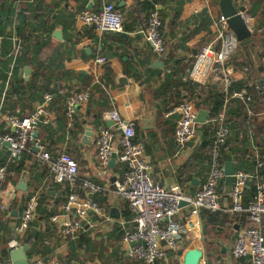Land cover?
<instances>
[{"label": "crops", "instance_id": "crops-1", "mask_svg": "<svg viewBox=\"0 0 264 264\" xmlns=\"http://www.w3.org/2000/svg\"><path fill=\"white\" fill-rule=\"evenodd\" d=\"M237 1L234 0L239 8ZM245 1L250 8L261 1L264 13V0ZM109 2L124 15V33H100L78 22L80 11L98 12ZM146 2L160 10L167 46L165 57L156 55L147 41L149 12L147 5H142ZM0 4V28H4L0 35V75H8L5 84L0 81V110L11 83L20 82L27 87L38 66L51 68L53 74L39 79L38 85L64 94L63 103L70 121H63L64 113L50 111L52 100L48 103L44 98L42 103L34 104L32 111H27V116L40 109L46 110L40 124L52 126L56 132L49 135L43 147H50L52 158L62 152L72 156L79 166L78 193L102 209L101 215L94 211L87 213L76 239L66 235L64 227L70 219L62 210V204L68 197L65 196L67 182L56 183L49 163L42 161L41 153L30 146L14 162L20 168V174L13 176L18 179L16 183L0 190V259L12 261L13 242L20 247L29 245L31 252L39 236L37 252L28 253L30 263L34 258H42L58 264H144L129 258L127 251L131 245L122 241L120 224L131 219V211L116 191L114 182L121 177L124 165L118 161L116 153L115 163L111 164V158L109 164L103 166L98 160L101 132L116 130L103 120V114L116 111L124 121L136 124V142L145 148L144 156L154 183L168 190L178 189L195 195L210 171L209 155L203 147L204 136L211 131H206L205 127L213 125L198 124L196 139L179 147L175 142L179 115L174 110L166 112L167 103L160 97L187 83L186 72L194 56L216 38L217 21L222 16L220 0H0ZM29 6L37 8L42 17L29 12L30 18L23 24L19 16ZM205 23L208 25L202 29ZM253 25L256 38L252 36L250 44L240 45L226 65L233 83L248 81L249 89H255L253 95L246 90L240 91L252 98L249 103L243 100L233 103L235 100H232L229 105L228 117L235 126L228 125L230 133L222 165L224 170L233 167L234 176L225 174V178L232 179V184L220 183L222 210L202 211L200 236L196 239L191 234L184 237V245L171 255L169 264L183 261L192 244L203 248L202 264H251L248 258L235 260L231 255L239 234L250 227L249 216L247 213L232 216L229 209L238 174L249 176L246 191L257 176L256 170L253 171L255 160L250 156H256L257 164L260 156H264V20H255ZM99 57H105L108 63H97ZM205 89L207 92L208 88ZM84 90L92 92L89 99L70 112L69 98ZM257 94L260 99L255 97ZM188 102L197 107V101ZM198 110L199 113L206 111L207 120L210 119L208 109ZM243 110H247L248 118L256 121L253 125L237 117ZM16 113L19 116L20 111ZM10 116L0 111V134L14 133L8 121ZM120 136L118 129L113 143L116 152L120 150ZM6 161L13 164L8 145L0 152V165ZM84 182L96 184L101 190L94 195L86 194L81 188ZM34 197L37 199L34 220L19 233L24 208ZM187 213L188 209L182 208L177 220L183 221ZM204 226L208 235L205 244Z\"/></svg>", "mask_w": 264, "mask_h": 264}, {"label": "built area", "instance_id": "built-area-1", "mask_svg": "<svg viewBox=\"0 0 264 264\" xmlns=\"http://www.w3.org/2000/svg\"><path fill=\"white\" fill-rule=\"evenodd\" d=\"M237 2L240 4L239 9H245L240 15L253 35L254 20L246 10V1L238 0ZM77 20L81 25L100 33L122 34L125 32L124 15L110 2L106 3L98 12L82 10L77 15ZM217 26L216 38L197 52L185 76V82L195 84L199 89L216 85L228 97L223 111L217 118L206 121L216 126L217 131L211 144L210 171L201 189L195 195L191 196L178 189L168 190L162 185L154 183L150 176L149 164L144 156L145 148L141 143L136 142V124L124 121L116 111H108L103 114V120L112 122L116 130L104 129L101 132L98 139V160L103 166H106L116 153L118 161L124 165L121 177L114 182L116 191L128 204L131 211V219L120 224L122 241L131 245L127 251L129 258L144 264H169L171 255L176 254L184 245V237L191 234L193 239H196L200 236L202 211L218 212L222 210V199L218 189L226 176L221 163V149L227 142L230 133L225 124L227 105L232 100H243L249 103L252 98L245 97L244 92H230L233 80L227 73L226 65L238 52L241 43L235 32L228 26L226 18L221 16L217 21ZM162 28L163 20L160 10L155 7L149 12L146 20V35L153 52L159 57L167 55L166 40ZM106 62L104 57L97 58V63L101 65ZM91 94L90 90L73 94L68 101L70 112L87 101ZM44 99L49 103L52 96L46 94ZM174 112L179 115L175 130V142L179 147H185L197 137L199 110L194 103L184 102ZM45 113V109H40L35 114L23 119L10 116L8 121L14 133L0 134V152L5 145H9L10 159L14 163L24 152L29 150L30 146L39 149L41 160L50 165L54 181L59 184L67 182L70 186V194L62 206L66 217L70 219L64 227V233L72 239H76L83 227L82 223L87 213L94 211L101 215L102 209L78 193L79 166L72 156L67 152H62L52 158L43 145L34 139L33 135ZM118 129L122 132L120 150L116 152L113 143ZM258 167L262 168L263 163H259ZM5 175L6 169L0 168V182L4 181ZM248 179L249 176L243 173L238 174L237 183L231 194L232 207L229 209V213L232 216L247 213L250 220V227L239 234L231 249V255L235 260L248 258L251 264H264V235L261 228L264 219V182L257 185L253 200L245 205V188ZM81 188L86 191V194L93 195L101 190L99 186L90 182L82 183ZM183 203L184 206H182ZM184 207L188 209V213L183 221H178L177 217ZM36 208L37 199L34 197L24 208L18 229L19 233H23L33 222ZM17 247L20 246L13 242L11 252ZM0 264H13V262L0 259ZM30 264L58 263L34 258Z\"/></svg>", "mask_w": 264, "mask_h": 264}, {"label": "trees", "instance_id": "trees-1", "mask_svg": "<svg viewBox=\"0 0 264 264\" xmlns=\"http://www.w3.org/2000/svg\"><path fill=\"white\" fill-rule=\"evenodd\" d=\"M261 1L258 3H254L252 5V7H247L246 4V10L248 12V14H250L253 18V20L256 22L258 21H262L264 20V13L262 11V6H261ZM143 6L147 5V12L152 11L155 7L153 3H142ZM0 7H2V5L0 4ZM1 11V9H0ZM36 13V15H38V17H40L41 15L39 14V11L37 8H32L31 6H29L26 9H23V11L20 14V20L23 24H25L29 18H30V14ZM81 12V11H80ZM42 17V16H41ZM40 17V18H41ZM208 24H204L203 28L204 29ZM3 27L2 29L0 28V35H3ZM253 38L255 39V35H253ZM252 38V39H253ZM105 58V57H104ZM107 60V59H106ZM108 61L105 63L107 64ZM103 64V65H105ZM8 70V67H7ZM17 74V72L15 73V75ZM47 74H53L51 68H46V66H38L32 81L29 83V85H27V87H23L22 84L20 82H13L11 83V88H10V92L8 93L5 102L2 105V110H0L2 113L4 114H8L11 116H17L20 119H23L25 117H27V111L32 108H34V104L36 103H42L43 98L46 94H50L52 96V103L49 106V110L50 111H54L57 112L58 114L60 113H64L63 115V121H65L67 123V121L69 122L70 119L67 117L66 115V107L65 104L63 103L66 99V97L64 96L63 93L59 92L57 89L54 90H49V88L47 86L44 85H38V80L39 79H44L46 77ZM8 80V75L4 74V75H0V81L2 83H6ZM248 81H239V82H234L230 92H240L241 90H246L248 91L251 95H253L254 93V88H250L248 87ZM38 86V88H37ZM182 88V89H181ZM207 89H199L197 87V85L192 84L190 82L188 83H184V84H180V87H178V89H175L173 91H167L166 93L162 94V97H160L161 100H164L167 103V106L165 108L166 112H171L173 110H175L180 104L184 103V102H188V101H197V107L198 109H208L210 111V119H215L217 118V116L223 111L224 106H225V102L227 100V95L222 92L220 89H216L214 87H208V91L205 92ZM183 94H185L186 96L183 97ZM256 98H261L260 95H255ZM255 98V100H256ZM234 102H239L238 101H233ZM231 103V102H230ZM230 103L227 105V111H226V120H225V124L226 126L229 128V124L230 127L235 126L232 125L231 120L228 117V110H229V105ZM59 107H61L59 109ZM65 110V112H64ZM16 111H20L19 116L16 115ZM247 110H243L242 112H239L237 117L238 118H242L241 120L243 121V123L246 122H250L251 125L254 124V122H256L253 118H248V114L246 112ZM160 114V113H159ZM29 116V115H28ZM206 131H210V134H206V136H204V139H206V141L204 142V147L205 148V152L207 150V154L209 155V159L210 157V150H211V144L212 141L214 139V135L215 132L217 131L216 126H206ZM37 132L39 133V138L38 141L44 146L45 141H47L51 134H54L56 131L53 129L52 126H44L42 124H39L38 128H37ZM227 143V142H226ZM226 143L225 145L222 147L221 149V163H222V157H223V150H225L226 148ZM50 147H45V150L47 152L50 153ZM51 154V153H50ZM248 154V153H247ZM52 155V154H51ZM58 155V154H57ZM56 155V156H57ZM207 155V156H208ZM250 158H252L253 160H255V164H253V171L256 170V178L254 180L253 183H251L248 187L249 189H247L245 191V197H244V203L245 205H248V203H250L255 194H256V190H257V185L260 183L264 182V156H260L259 160L260 163H263V167L259 168L258 164L256 162V156L253 154L252 156H250ZM5 168L6 169V175H5V179L3 182H0V190L2 189H6V187L9 184H14L16 183V181L18 179H16V176H18L20 174V168L17 167V163H13V164H8L7 161L4 162L2 165H0V168ZM14 174H16L15 177ZM232 179L231 178H225L224 180H222L221 183L223 182H229L230 184H232ZM66 190H65V196H69L70 194V186L69 184H67ZM67 200V198L65 199V201ZM64 201V202H65ZM63 202V204H64ZM62 204V205H63ZM206 227L204 226V232L203 234V240H204V244L205 242H207L205 240L206 237H208L207 232H206ZM262 233L264 235V219H263V224H262ZM39 236H36V244H34V247L32 248L30 255L37 252L36 249H38V245H39Z\"/></svg>", "mask_w": 264, "mask_h": 264}, {"label": "water", "instance_id": "water-1", "mask_svg": "<svg viewBox=\"0 0 264 264\" xmlns=\"http://www.w3.org/2000/svg\"><path fill=\"white\" fill-rule=\"evenodd\" d=\"M220 9L222 16L227 19L228 26L235 32L238 41L241 43L242 46H246L250 44L252 39V34L247 27V25L244 23L240 13L244 12V8H238L236 7L234 0H220ZM28 73V71H26ZM264 92V87H263ZM264 96V94H263ZM208 119V114L206 111H201L197 118L198 124H205ZM108 125L110 127H113L114 124L112 122H108ZM122 132V131H121ZM34 139L38 142L39 133L36 131L33 135ZM9 147V145H8ZM33 151L39 152V149L36 147H33ZM116 156L113 155L111 164L115 163ZM225 174L227 176H234L235 171L233 170V167L229 166L227 170H225ZM20 188L22 189L23 186L20 185ZM184 206V203L182 204ZM31 247L24 246V247H17L16 250L11 252V260L13 264H30L28 253L30 252ZM205 258V253L203 248H201L199 245L194 244L192 245L184 254L182 264H202L203 260Z\"/></svg>", "mask_w": 264, "mask_h": 264}, {"label": "rangeland", "instance_id": "rangeland-1", "mask_svg": "<svg viewBox=\"0 0 264 264\" xmlns=\"http://www.w3.org/2000/svg\"><path fill=\"white\" fill-rule=\"evenodd\" d=\"M192 245H194V244H192ZM177 264H182V260H181V261H179Z\"/></svg>", "mask_w": 264, "mask_h": 264}]
</instances>
